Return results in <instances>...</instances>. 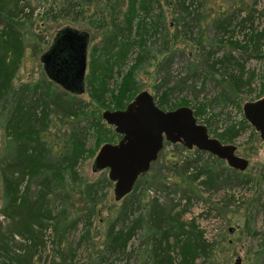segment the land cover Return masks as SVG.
Here are the masks:
<instances>
[{"label": "rangeland", "instance_id": "rangeland-1", "mask_svg": "<svg viewBox=\"0 0 264 264\" xmlns=\"http://www.w3.org/2000/svg\"><path fill=\"white\" fill-rule=\"evenodd\" d=\"M8 1L3 0L4 3ZM64 1L17 0L35 10L29 17L24 18L18 13L13 18L14 26L23 36V49L20 59L15 58L17 54L13 52L8 55L16 70L15 86L37 83L44 74L40 56L59 29L70 26L89 33L84 91L75 94L87 104L86 108L78 116L59 119L52 111L49 117L53 123L41 124V128L47 126V145L55 163L54 159L64 152L62 148H52V145L57 141L64 142L76 131L72 127L78 119L83 120L84 124L79 127L82 146L78 151L82 156L76 164L78 175L66 177L75 191L71 194L67 218L59 225L58 234L62 236L57 237L54 231L57 224L50 223L51 226L44 230L42 248L31 264H153L155 259L149 236L155 229L149 231L147 223L154 200L166 209L169 217L179 214L177 220H171L170 231L178 232L183 225L181 230L185 234L197 239L198 232H201L202 239L210 244L206 254L196 257L195 264H264V139L245 119L242 111L246 101L264 96V39L260 41L257 35L264 31V0H197L202 5L198 8V24L192 33H185L182 25L191 22L196 7L191 0H160L161 6L154 4L152 11L150 3L147 12L137 9L130 34L132 39L141 37L143 43L133 44L124 58L121 54L125 48L120 50L118 44L112 47L106 36L113 30L114 23L123 26L128 0L123 3L121 0H91L84 2L82 16L78 18L73 15L55 18L56 11L66 5ZM50 6L53 11L48 10ZM232 12H238V15L233 17L227 32H217L211 26L213 21L227 19ZM247 16H251L252 21L245 20ZM141 21L146 32L137 28ZM255 42L260 43L257 52L247 46ZM209 50L215 51L212 56H208ZM225 54H230L243 66L242 71L234 67L236 75H242V82L237 86L221 67L211 66L214 59L219 60ZM139 55L142 56L140 62ZM129 72L131 81L128 85L130 87L133 83V88L122 98L123 105L126 97L132 94L134 97L145 90L163 110L188 106L197 121L207 126L210 136L236 146L237 155L247 159V167L240 171L221 159L223 166L229 168L224 169L220 181L207 187L202 184L205 175L199 173L198 168L202 166L199 163L192 164V172L199 173L197 177L190 176V172L184 174L182 160L188 157L200 159L197 149L165 142L161 157L137 179L129 194L116 200L107 170L93 171L92 163L103 143H115L120 138L113 126L102 119L101 113L105 109H114L113 96L120 97L118 91L123 77ZM101 81L103 89H95ZM99 120L104 122V128L99 126ZM3 125L0 119V155L6 139ZM211 164L214 163L208 165ZM211 170L215 171V167ZM239 172L249 178L247 183L224 179L237 177ZM184 190L193 195L187 207L179 193ZM80 191L84 198L80 197ZM87 192L97 194L93 218L90 223H79L75 227L72 221L92 202L86 198ZM2 204L0 180V208ZM133 208L136 213L130 217L121 216L120 223L124 219L125 227L130 228L140 218V229L131 236L124 250H112L108 237L110 226L120 213L123 215ZM0 224V264H19L18 258L23 254L20 249L29 237L22 236L12 219L1 213ZM174 240L172 237L170 243Z\"/></svg>", "mask_w": 264, "mask_h": 264}, {"label": "trees", "instance_id": "trees-1", "mask_svg": "<svg viewBox=\"0 0 264 264\" xmlns=\"http://www.w3.org/2000/svg\"><path fill=\"white\" fill-rule=\"evenodd\" d=\"M90 1L66 0L64 1L66 5H62L56 11L57 14L54 17L56 18L58 15H73L74 18H78V16H82L84 2ZM123 2L124 0H121V3ZM191 2L196 4V7L192 11L191 22L182 23L185 33H192L194 27L198 24V8L202 5L197 0H191ZM150 3L152 11L154 4L159 5L160 0H128L127 9L123 14V26L114 23L113 30L106 36L109 45L112 47L118 44L120 50L125 48V51L122 50L121 57L124 58L133 44L141 45L143 43L141 37L139 40L132 39L130 34L134 18L138 14L137 9L140 8L147 12L149 10L148 4ZM53 9L51 6L48 8L49 11H53ZM34 10L33 8H27L26 3L19 4L17 0H14V2L10 0L7 3L0 0V119L4 122L3 128L6 135L3 153L0 155V180L3 200L0 213L12 219L14 226L18 228V232L22 236L29 237L25 245L20 249L23 254L18 258L19 264H31L33 262L36 253L42 248L44 230L51 226L50 223L57 224L54 231L58 237L60 222L67 218L66 214L72 197L71 194L75 191V188L71 186L72 183L67 178H69L68 175L73 177L78 175L76 164L82 156V152L78 151V148L82 146V142H79V136H82L81 131H79L81 128L79 127L84 124L83 120L78 119L77 124L72 127L76 131L69 134L64 142L57 141V143L52 145V148H62L64 152L59 158L54 159L55 163L52 161L53 156L50 154V146L47 145L49 142L47 126L43 125V128H41V124L49 125L53 123V119L49 117V113L52 111L59 119L78 116L87 106L86 103L77 99L75 94L62 89L59 85L49 80L45 73L38 81L40 84H37L38 82H30L18 86L13 84L16 70L12 66L13 61L9 62L8 55L13 52V54L18 55H15V58L20 59L24 41L22 33L14 26L13 18L18 13L23 15L24 18L29 17ZM237 15L238 12H232L227 19L213 21L211 26L217 32L225 33L228 31L233 17H237ZM251 19V16H247L245 20L252 21ZM137 28L141 32H146L143 21L138 23ZM257 35L260 41L264 39V31L257 33ZM120 38H124V40H120ZM247 46L257 52L259 51L260 43L255 42V44ZM214 52L209 50L207 54L212 56ZM141 59L142 56L139 55L138 62ZM216 65L222 68V72L229 74L234 86L242 82V75H236L234 67L242 71L243 66L238 60L232 58L230 54H225L219 60L214 59L211 66L214 68ZM130 81L131 72L123 77L121 88L118 91L120 97L113 96L114 109L124 108L134 98L132 94L126 97L125 105L122 104V98L133 88V83L130 84V87L128 85ZM103 86L104 83L101 81L99 87H95V89H103ZM60 120L63 121L64 119ZM39 124L40 126H38ZM99 126L104 128V122L101 121ZM197 152L200 155V159L196 160L194 157H188L182 160L184 162L183 168H185L184 174L190 172V176L192 174V176L196 177L199 173L204 174L205 178L202 180V184L210 187L223 178L224 169L229 167H224L222 160L210 153L198 150ZM48 154H50L51 158L48 157ZM207 156L211 159L203 160ZM160 157L161 153L157 159ZM193 162L202 165H197L199 166V173L192 172ZM209 163L214 164L208 165ZM174 164L172 163V165ZM214 167L215 171H212L211 168L213 169ZM224 179L240 181L241 183L249 181L245 173H240L237 177L229 176ZM104 180L109 184L108 179L105 178ZM179 193L181 198L185 200V207L189 206L193 200V195L186 190ZM79 195L84 198L82 191H80ZM96 197V192H87L86 198L92 202L84 213L80 214V216L78 215L72 221L75 227L79 223L88 224L91 222L94 215V200ZM84 202L88 203V201ZM135 213L136 208L129 210L123 215L120 213L114 223L111 224L108 237L112 250L118 248L124 250L131 236L140 229V218L136 219L138 223L135 222L130 228L128 226L125 227L124 219L120 223L122 217H130ZM177 218H179V214L169 217L166 209L158 201L154 200L152 202L151 210L148 213L147 225L149 231H151V228L155 229L149 236L153 245L152 254L155 259L153 264H195L196 257L200 254H206L209 250L210 244L202 239L203 235L201 232V234L198 232V238H194V240L187 233L185 234L184 230H181L183 225L179 227L178 232L170 231V228L172 229L171 220H177ZM117 221L120 223L118 228H116L117 224L119 225ZM61 236L62 234L59 235V237ZM172 237L175 240L170 243ZM173 251L178 255H175Z\"/></svg>", "mask_w": 264, "mask_h": 264}, {"label": "water", "instance_id": "water-1", "mask_svg": "<svg viewBox=\"0 0 264 264\" xmlns=\"http://www.w3.org/2000/svg\"><path fill=\"white\" fill-rule=\"evenodd\" d=\"M88 42L86 31L70 26L59 29L40 56L47 78L70 93H83ZM242 111L264 139V96L246 101ZM101 117L113 126L120 138L115 143L105 142L100 146L92 170H107L116 200L132 191L139 176L157 159L164 142L205 151L240 171L248 164L247 159L237 155L234 144L222 143L210 136L207 126L197 121L190 107L163 110L145 90L137 93L122 109L103 110Z\"/></svg>", "mask_w": 264, "mask_h": 264}, {"label": "flooded vegetation", "instance_id": "flooded-vegetation-1", "mask_svg": "<svg viewBox=\"0 0 264 264\" xmlns=\"http://www.w3.org/2000/svg\"><path fill=\"white\" fill-rule=\"evenodd\" d=\"M164 145H165V142L163 143V147H162V149H161V151H163V149H164ZM167 145V144H166ZM161 151L159 152V154L161 153ZM158 154V155H159ZM141 176V175H140Z\"/></svg>", "mask_w": 264, "mask_h": 264}]
</instances>
